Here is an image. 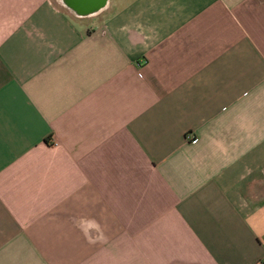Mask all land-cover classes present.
Masks as SVG:
<instances>
[{"label": "crops", "instance_id": "obj_1", "mask_svg": "<svg viewBox=\"0 0 264 264\" xmlns=\"http://www.w3.org/2000/svg\"><path fill=\"white\" fill-rule=\"evenodd\" d=\"M0 264H264V0H0Z\"/></svg>", "mask_w": 264, "mask_h": 264}, {"label": "built area", "instance_id": "obj_2", "mask_svg": "<svg viewBox=\"0 0 264 264\" xmlns=\"http://www.w3.org/2000/svg\"><path fill=\"white\" fill-rule=\"evenodd\" d=\"M195 138L192 134L188 136V140H195Z\"/></svg>", "mask_w": 264, "mask_h": 264}]
</instances>
